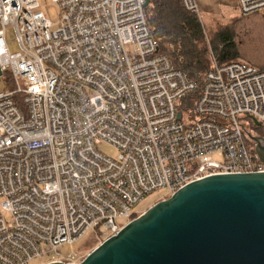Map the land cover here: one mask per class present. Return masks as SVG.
Masks as SVG:
<instances>
[{
	"label": "built area",
	"instance_id": "obj_1",
	"mask_svg": "<svg viewBox=\"0 0 264 264\" xmlns=\"http://www.w3.org/2000/svg\"><path fill=\"white\" fill-rule=\"evenodd\" d=\"M51 1L54 30L38 0H0V264L78 262L76 241L116 233L154 190L264 171L244 123L264 128V68L214 61L199 86L158 51L145 0Z\"/></svg>",
	"mask_w": 264,
	"mask_h": 264
},
{
	"label": "water",
	"instance_id": "obj_2",
	"mask_svg": "<svg viewBox=\"0 0 264 264\" xmlns=\"http://www.w3.org/2000/svg\"><path fill=\"white\" fill-rule=\"evenodd\" d=\"M247 135L264 162V138ZM43 264H264V171L193 180L128 220L78 262Z\"/></svg>",
	"mask_w": 264,
	"mask_h": 264
},
{
	"label": "trees",
	"instance_id": "obj_3",
	"mask_svg": "<svg viewBox=\"0 0 264 264\" xmlns=\"http://www.w3.org/2000/svg\"><path fill=\"white\" fill-rule=\"evenodd\" d=\"M145 12L146 21L154 36L158 51L166 54L175 67L186 72L199 86L203 81V75L212 66L209 50H215L218 63L230 61L231 57L237 54L231 29L229 34L223 37L230 39V47L222 50L216 49L214 44L218 43L219 39L211 41L202 29L196 13L184 8L178 0H149ZM224 29L227 30V27ZM194 99L195 94L188 100L193 103ZM247 120L250 126H253L248 118ZM254 129L257 132L255 134L260 133V127ZM250 130H252L251 127ZM137 215L138 213L134 212L132 218ZM95 233L100 235L97 231ZM75 250L81 254V257L84 256L80 249Z\"/></svg>",
	"mask_w": 264,
	"mask_h": 264
},
{
	"label": "rangeland",
	"instance_id": "obj_4",
	"mask_svg": "<svg viewBox=\"0 0 264 264\" xmlns=\"http://www.w3.org/2000/svg\"><path fill=\"white\" fill-rule=\"evenodd\" d=\"M40 3V10L46 13V16L51 21V30H54L57 27L59 21V7L57 3L51 0H38ZM197 16L199 18L200 25L204 30L205 34L210 38L211 41L219 39L218 43L214 44L216 49H227L230 47V39L223 38L226 34L232 30V22L237 20L234 26V29L238 26H242L243 22L247 25V32L239 31L235 32L234 36L237 37L235 48L238 52L236 55L231 57L230 60H236L240 62H249L257 64L260 60L264 59V15L261 11L252 12L242 17H239L237 14H230L229 16H210L209 14H202ZM238 17V18H237ZM227 27V30L224 29ZM258 28V29H257ZM231 29V30H230ZM240 34L242 36H240ZM6 40L8 42L9 50L15 51L17 49V43L15 38L14 29L11 25L6 27ZM243 54H246L247 57H244ZM209 59L210 62H218V56L214 49L209 50ZM3 88V82L0 79V90ZM251 121V120H250ZM252 122V121H251ZM244 123L247 127H251L253 133H257L254 128L260 127L255 124L250 126L247 118L244 119ZM256 126V127H255ZM260 133L255 134L264 138V128L260 127ZM263 131V132H262ZM98 149L111 157L116 156V149L113 145L102 142L98 145ZM163 194L162 190H154L153 192L146 195L136 206V212L140 214L144 211L149 205L156 202L161 195ZM126 218L116 219V223L122 225L126 223ZM102 241V237L97 235L93 229L87 231L82 238L76 241L73 245V249H80L84 256L96 245ZM62 250H65V247H61ZM40 260L35 258L32 260L31 264H39Z\"/></svg>",
	"mask_w": 264,
	"mask_h": 264
},
{
	"label": "crops",
	"instance_id": "obj_5",
	"mask_svg": "<svg viewBox=\"0 0 264 264\" xmlns=\"http://www.w3.org/2000/svg\"><path fill=\"white\" fill-rule=\"evenodd\" d=\"M196 1L198 3L199 10L202 14L206 13L213 17L229 16L230 14H233V15L237 14L239 15V17L247 15V14L240 13L238 0H196ZM236 21L237 20L235 19V22H232V25H231L234 43H236V39H237V37L234 36L235 32H239L242 30L243 32H247V27H246L247 25L244 22L242 24L243 28L241 26H238L237 29L236 28L234 29ZM240 36L242 35L240 34ZM243 56L247 57L246 54H243ZM250 64L263 69L264 59L260 60L257 64H253V63H250Z\"/></svg>",
	"mask_w": 264,
	"mask_h": 264
},
{
	"label": "bare ground",
	"instance_id": "obj_6",
	"mask_svg": "<svg viewBox=\"0 0 264 264\" xmlns=\"http://www.w3.org/2000/svg\"><path fill=\"white\" fill-rule=\"evenodd\" d=\"M161 199H163V198H161ZM159 200H160V199H159ZM149 206H150V205H149ZM149 206H148V207H149Z\"/></svg>",
	"mask_w": 264,
	"mask_h": 264
}]
</instances>
